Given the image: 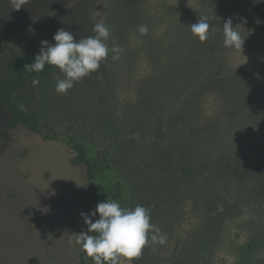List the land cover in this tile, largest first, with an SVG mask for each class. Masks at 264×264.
I'll return each instance as SVG.
<instances>
[{
	"label": "rangeland",
	"instance_id": "rangeland-1",
	"mask_svg": "<svg viewBox=\"0 0 264 264\" xmlns=\"http://www.w3.org/2000/svg\"><path fill=\"white\" fill-rule=\"evenodd\" d=\"M15 3L0 0V79L61 28L80 40L102 20L109 47L124 51L67 95L55 91L59 73L15 93L55 140L9 129L0 103V264L79 263L80 213L96 186L68 138L107 152L128 208L148 209L167 235L133 264H264V0ZM200 17L210 25L203 43L190 31ZM228 18L242 49L223 45Z\"/></svg>",
	"mask_w": 264,
	"mask_h": 264
},
{
	"label": "clouds",
	"instance_id": "clouds-1",
	"mask_svg": "<svg viewBox=\"0 0 264 264\" xmlns=\"http://www.w3.org/2000/svg\"><path fill=\"white\" fill-rule=\"evenodd\" d=\"M24 0H16L15 9L22 7ZM210 25L207 17H200L190 26L191 34L198 42L208 39ZM94 35L77 40L72 32L59 29L52 37L53 43L41 41L39 53L26 67L41 72L45 66L58 70L55 91L67 95L74 84L96 72L111 53V60L118 61L124 49L107 41L111 35L104 21H98L92 29ZM143 36L148 33L147 25L137 28ZM244 38L232 26V18L223 23V45L225 48L242 49ZM35 82V81H34ZM86 232L76 235V243L92 264H133L142 250L151 243L163 246L167 235L152 224L148 209L141 205L134 208L122 207L117 201L105 200L89 213H80ZM93 217H98L93 222Z\"/></svg>",
	"mask_w": 264,
	"mask_h": 264
},
{
	"label": "trees",
	"instance_id": "trees-1",
	"mask_svg": "<svg viewBox=\"0 0 264 264\" xmlns=\"http://www.w3.org/2000/svg\"><path fill=\"white\" fill-rule=\"evenodd\" d=\"M262 7L255 8L251 11L248 21L247 30H250L257 18L260 16ZM6 47H0V56L5 52ZM37 51H26L17 54L3 69L0 79V103L7 110L9 120L7 127L15 128L22 125L32 133L39 134L45 140H55L58 138L56 133L44 130L41 127L40 118L36 113L22 110L15 102L14 95L21 88L27 85H35L41 78L57 75L58 70L45 66L41 72H35L27 68L33 62ZM35 81V82H34ZM68 144L76 152L75 161L78 164L86 166L87 177L95 184V190L90 197V206L88 213L93 211L96 205L107 200L117 201L122 207H128L124 198L123 189L120 179L114 174L108 160V154L105 151H96L88 143L68 138ZM95 151L94 154H91ZM98 217H93V222ZM92 264L90 258L79 249V263Z\"/></svg>",
	"mask_w": 264,
	"mask_h": 264
}]
</instances>
